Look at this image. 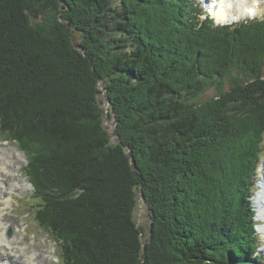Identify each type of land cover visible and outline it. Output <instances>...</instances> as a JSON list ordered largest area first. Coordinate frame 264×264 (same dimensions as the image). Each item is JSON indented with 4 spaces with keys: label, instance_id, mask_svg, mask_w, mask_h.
Instances as JSON below:
<instances>
[{
    "label": "trees",
    "instance_id": "1",
    "mask_svg": "<svg viewBox=\"0 0 264 264\" xmlns=\"http://www.w3.org/2000/svg\"><path fill=\"white\" fill-rule=\"evenodd\" d=\"M60 1L66 10L63 25L39 29L32 26L38 16L33 12L29 19L25 14L38 0H0V127L28 156L26 174L42 200L34 216L40 228L61 244L62 264H139L140 253L144 264H261L262 256L255 255L258 237L252 213L246 206V186L260 158L259 143L252 145L249 131L241 129L240 151L233 154L237 174L229 180L228 158L221 163L224 154L218 150L221 142L228 143L221 135L228 134V121L221 111L210 116L208 110L238 104L251 115L261 114L258 126L264 127V101L260 106L242 102L243 97L264 93V53L258 58L241 53L264 42V34L259 35L263 21L218 28L201 18L193 0ZM46 33L50 36L43 40ZM56 37L61 49L53 42ZM252 37H257L255 44L248 43ZM43 43L57 50L49 58L55 77L41 66L37 50ZM231 46L234 53L229 56ZM218 61L223 62L215 67ZM234 71L262 76L253 80L248 76L226 88L224 80ZM59 81H65L63 90ZM214 82L220 92L208 101L186 95L192 87L197 90ZM100 83L105 84L117 119L116 135L123 137L122 130L131 134L123 138L125 143L119 139L112 143L99 134L100 124L90 128L84 124L100 120L92 116L99 109L88 105L91 98L85 111L80 108L81 85L94 92L95 101ZM72 102L76 109L70 107ZM202 108L205 116L199 113ZM22 123L28 125L27 131L21 130ZM201 126L208 127L205 135L200 134ZM263 127L257 132L259 141ZM118 143L123 148L115 149ZM208 151L218 158L214 164L208 161L214 180L200 167ZM34 160L38 162L30 168ZM129 163L137 178L130 188L133 198L128 204L124 200L122 207L120 192L128 184L120 178L128 173ZM199 174L209 185H196ZM66 179L70 189L60 186ZM228 182V198L243 209V225L234 222L233 241L226 240L232 216L222 225L225 216L219 203ZM136 185L150 213L146 212L150 242L145 247L133 220ZM240 188L244 203L236 195ZM80 211L83 216H78Z\"/></svg>",
    "mask_w": 264,
    "mask_h": 264
},
{
    "label": "rangeland",
    "instance_id": "2",
    "mask_svg": "<svg viewBox=\"0 0 264 264\" xmlns=\"http://www.w3.org/2000/svg\"><path fill=\"white\" fill-rule=\"evenodd\" d=\"M193 1L196 3L195 6H199L200 9H204L206 15L208 16L209 12H206V9H209V8H207V4L203 2L205 0H193ZM200 1L202 3H200ZM221 1L222 0H220V3H221ZM257 1H259V0H257ZM262 1H264V0H262ZM259 6L260 7L258 9L255 8L256 6H254V4L250 7L251 9H255V11L257 12V13H255V18H249V17L244 18L245 21H248L247 19H250V20L256 19V20L252 21L251 25L255 21H260V22L264 21V4H263V2L261 4H259ZM65 11L66 10L63 9L62 2L60 0H38V4L30 5L29 6V12L25 11V14L27 13L29 19L33 18V14H32L33 12H34V14H36L35 15L36 17L38 16L37 20H36V18H34V20L32 19V23H33L32 26L34 28L53 29V28H59L60 26L63 25V23L61 21H63L62 16H63V13ZM233 12L236 13V11H233ZM241 12H242V10H241ZM240 13H238L235 16L229 15V13H227V15H229L228 17L233 18V21H238ZM204 17H202V18L204 19ZM244 20H242V21H244ZM255 23H257V22H255ZM244 24H245V22L240 23L238 26L241 27ZM256 26L260 29L259 25H256ZM260 30H262V29H260ZM258 32H259V30L257 32H254V33H258ZM262 34H264V32L259 33V35H262ZM259 35H256V36H259ZM49 36H50V34L46 33V35L41 36V38L44 40V38H46V37L48 38ZM56 38H58L57 41H53L52 39H51V41L56 42L59 49H61L62 44L60 43V39H59V37H56ZM74 41L77 43L76 39ZM252 41L255 44L258 41L257 37L250 38L248 40V43H250ZM258 42H259L258 47H256L255 50L245 49V50H242L241 53L242 54L247 53L250 55H258L257 56V58H258L261 54L264 53V42H260V41H258ZM50 44H51V42H50ZM73 47H74V45H73ZM38 48H40V50H37V51L40 52L42 55V61L40 60L41 64H42L41 66H44L46 68V70L47 69L49 70V72H50L49 77L54 76L53 75L54 69L52 67V63L50 62L49 58H50V55L54 54V52L57 50H49V48L47 46L45 47V43H43ZM227 49H228L229 56H231V53H234V51L232 52L231 50H234V48L231 46V48L229 47ZM79 52L83 56L85 54H87L86 52H82V51H79ZM60 54H62V53L60 52ZM52 56H54V55H52ZM84 57H86V56H84ZM245 60L248 61L249 56H247V58H245ZM221 62H223V61L216 62L215 67L220 66ZM255 72H258V71L255 70ZM262 75H264V70L262 71ZM262 75H257V74L251 75L249 73H242L239 71H234L232 74L228 75L227 78L224 80L225 87L229 88V86H231V84L238 83V82L242 81V79L243 80L246 79L248 76H250L249 77L250 80H253V79L261 78ZM87 78H90V77H87ZM185 79H186V77H185ZM46 81H47V79H46ZM58 83H59V86H58L59 90H63L62 87L65 84V81L64 82L59 81ZM83 86H85V84L81 85L82 89H81L80 95L77 97V98H79L78 100H80V102L82 103L81 104L82 106H80V108L82 109V111H85L87 108L86 103H87L88 99L91 98L90 101H88V105L92 104V107L94 105V106H96L94 108L99 109L98 111L93 112L92 116L96 117V118H98V120H100L99 123H97V121L91 122L88 120V121H84V124L87 125V127H89V128L92 126H95L97 124H100L99 129L101 132H98L99 134L107 137L108 140H110V142H112V143L115 142V139H119L120 143H123V142L125 143V140L123 138H126L127 136L131 137V134L128 133V131L126 134H124L123 130L121 129L122 133H123L122 136L123 135L124 136L121 137L119 135L118 136L116 135V131L118 130L117 119H115L113 114H112V108H111L110 103H109V97L105 91V84L100 83L99 87H97L98 95H97L96 99L94 98L95 101L94 100L91 101L93 96H94V92H92L90 90V88L88 89L86 86L85 87H83ZM200 88L195 90L192 87L186 93V95H188L189 98H193L194 100H196V99H198V97H200L198 100L202 99L203 101H208L211 98L215 97V95H217L218 92H220V86L215 85V82L212 83L208 87L204 86L203 88H201V90H200ZM64 95H65V100H67L66 94H64ZM257 97H260V98H257ZM241 100H242V98H241ZM262 101H264V93H258L255 95H250L249 97L248 96L243 97L242 102L247 103L246 106H248L249 104H253L256 106V105H259ZM72 105L73 106H70V107H74L72 109H76L74 102H72ZM221 107H222L221 109H218L216 107H212L215 109L208 110V115L212 116V114H214L215 112L217 113V112L221 111L222 112L220 114V115H222L221 117L224 118L225 122L228 121L227 126H226L228 134H221V135H224L225 138H228L227 139L228 143H226V142L220 143L218 141H216V142H217V144L220 143V145L218 146V148H219L218 150H220L224 154L223 159L221 160V163H224V160L228 158L227 163H226V165H227L226 171L229 174V180L231 179V181H232L233 178L235 177V175L237 174L238 165L236 162L237 161L236 156L235 155L233 156V154L236 153V151L238 149H240L241 143H239V142L241 139L239 137L242 134L241 129L246 130V132L249 131L248 137L250 136V140H252V141L254 140V143H252V145H256L257 143H259L258 149H257V154L259 156V155H264V135L260 138V141H259L257 132L263 126H261V127H260V125L258 126V123L261 121V119H260L261 114H257L256 111L253 112L251 115V113H248V110L244 109L241 105L238 106V104H233V103H228V104L224 103L221 105ZM66 108H68V107L66 106ZM216 110H218V111H216ZM86 112H88V111H86ZM199 113H201L205 116L207 114V110L205 108H202L199 110ZM214 115H216V114H214ZM214 115H213V117H214ZM206 118H210V117H206ZM221 121H223V120H221ZM221 121H220V123L222 124L223 122H221ZM220 123H219V125H220ZM22 125L24 128L21 130L27 131L28 125L26 123H22ZM206 128H208V127L206 126ZM206 128H205V126H201L200 130L202 131V133H200V134L205 135L206 133H204V129H206ZM86 130H89V129L87 128V129H85V131ZM119 133H120V131H119ZM21 134H24V133H21ZM9 138H12V135L4 132L0 128V150H8L12 155V158L10 159V168L13 170V173L8 177V180L10 179L11 181L10 180L9 181L12 183L17 181L23 185H24V182H26L28 187L23 188V189H21V187L16 188L18 190L13 192L12 200L10 198H8L7 199L8 201L7 200L2 201V205L0 206V210H1V207L3 205L4 206L8 205V207L4 211V213L7 216V219L9 220L10 224L12 225V228H10L3 235V238H1V239L2 240L4 239L3 241H5V240H8L10 242H12V240L14 241L15 245H13V247H16V251H18V252H17V254H13L12 255L13 257H17L19 254H21L19 252H21V250L24 249L25 246H28L29 248L32 247L33 250L39 251V254L42 256V258L44 260L43 264H61V256H62V252H63L61 244L57 243L58 244L57 245L54 242L55 237L51 234L50 235L47 234L45 231H43L40 228V226L36 222V219L34 216L35 211L38 210V207L40 205V201H42V200H41V196L39 195L36 188L31 183H29V178L27 177V174H26V170H27V168H29L28 156L24 152H21L20 146L16 143L12 142ZM7 139H9V141H7ZM45 139H48V138H45ZM47 141L48 140H46V142L44 144H48ZM120 143H118V145H116V144L113 145V146H116L114 148L115 149L118 148V150L123 148V147H121ZM238 151H240V150H238ZM208 152L210 153L211 151H208ZM124 153H126V154H125V156L122 154V158L127 163V160L124 157L128 158L129 152L124 151ZM215 155L216 154H214L213 152L210 153L207 158L206 157H205V159L203 158L202 164H200V167L203 170V173H205L209 178H212V180H214V176L213 177L211 176V172H210L211 166L208 165V161H209V163L211 162V164L216 163L218 158L213 159V157ZM194 156H195V158L198 157V155H194ZM36 162H38V161H35V160L32 161L30 164V168H32L33 166H36L35 165ZM40 163H43V162L41 161ZM261 163H262V165H264V159H263V162H260L258 160L257 167H259ZM115 165H117V164H115ZM129 165H130V163H129ZM262 165H261L260 169H258V172H257V175H258L257 181L258 182L261 180V176H262L261 171H263V169H264V166H262ZM130 167H131V169H130ZM130 167H127L128 173H125V175L120 178L122 180L123 185L125 183L128 184L127 187L125 185L122 186V189L120 192V194H121L120 196L123 197L122 207H125V203L128 204V201L131 198H133V197H131V198L129 197L130 188H131V184L136 183L135 180H136L137 176L135 175V170H134V168H132V165H130ZM44 168L46 169V167H44ZM255 168H256V163H255L254 169ZM91 169H92V173H93L95 168H91ZM212 169L216 170V167H213ZM218 170L220 173L221 170L219 167H218ZM46 171H48V170H46ZM116 172H117V169H116ZM58 174H59L58 178H60V176L63 177V173L61 171H58ZM202 180H204V177H202V175L199 174L197 179H195L196 185L199 186V184L203 185L204 183H206V185H209V182H202ZM60 182H61L60 186L63 184L64 187L68 188L67 179H66V183L64 182V180H63V182H62V180H60ZM229 184H230V182H228V185L224 190V194L222 192V194L219 198V203L221 206L222 214L225 216L223 218L222 225L223 224L225 225V223L229 222L230 217L232 216L231 225L233 224V226H231L229 224L230 232H228L227 235H230V237L226 238V240L227 241L228 240L233 241V239L236 237V232L234 231V226H235L234 222L238 223L240 226L243 225V219L241 217V215L243 214V209L233 206L231 199L228 198L227 193L230 191ZM238 186L240 187L241 184H238ZM88 187H90V186H88ZM68 189H70V188H68ZM134 189H135V187H134ZM256 190H258L257 187H256ZM138 191H140V187H138L136 185V190H135L136 193H133L134 199H135V205H136L135 212L133 213V220L136 224V227L140 231L139 237L141 238V240L143 242V246L145 247V245L148 244V242H150V235H149L150 234V222L148 221L149 220L148 218H150V217L146 214V212L149 215H150V213L148 211L149 208H148L147 204L144 202V199H145L144 194H142V197H141L140 193ZM141 191H142L141 193H143V190H141ZM240 191H241V188L238 190V192H236V195L238 196V194H239V198H240L239 201L244 203L245 200H244V196L242 195L244 193H241ZM199 193L203 194V191L201 190ZM67 194H68V192H67ZM133 194H132V196H133ZM124 200H125V203L123 204ZM127 204H126V206H127ZM130 205H131V203H130ZM217 207H218V203H216V208ZM79 215L83 216L82 211H80L78 213V216ZM260 215H264V209L259 211V217H260ZM0 216H1V214H0ZM220 220H222V218H220ZM117 221H119V220H117ZM260 223L263 224L262 222H260ZM9 231H12L11 236L8 235ZM261 231H262L261 233L264 234V230L261 229ZM261 233L258 236L260 239L258 242L259 245L256 246V248H260L261 246H263L262 249L260 248V250L257 251V253L262 254L264 257V236ZM19 256H21V255H19ZM133 258H135V257H133ZM141 258H142V260H141ZM136 259H137V256H136ZM138 259H139V264H144L143 253H140V256ZM132 263H133V261H132ZM263 263H264V261H263Z\"/></svg>",
    "mask_w": 264,
    "mask_h": 264
},
{
    "label": "bare ground",
    "instance_id": "3",
    "mask_svg": "<svg viewBox=\"0 0 264 264\" xmlns=\"http://www.w3.org/2000/svg\"><path fill=\"white\" fill-rule=\"evenodd\" d=\"M249 3L254 4V6H257L261 4L264 1L262 0H242ZM216 6V7H215ZM219 6V10L216 11V8ZM209 8V12L211 13V16L215 19L216 24H233L240 20H243L244 18L253 17L255 16V9H251L249 7L245 9H239L238 13L239 19L238 21H233V18L226 16L222 9L220 8V0H214V2L207 6ZM256 8V7H255ZM238 13L233 12V16L237 15ZM249 23V22H248ZM246 24V23H245ZM12 158L11 153L8 150H0V206L2 205L3 200H7L10 198L12 200V194L13 192L17 191L18 187L27 188L28 185L26 182L23 184H20V182L15 181L14 183L10 182L8 180V177L13 173V170L10 168V159ZM12 161V160H11ZM263 184V183H262ZM262 186V185H261ZM16 189V190H15ZM263 197L260 198V195L258 198L255 199V207L257 208V218L260 221H264V215H260L259 217V211L264 209V192L262 193ZM8 201V200H7ZM10 204V203H9ZM8 205H3L0 210V264H43L44 260L42 256L39 254V251L33 250L32 247L29 248L28 246H25L24 249L21 250V256L13 257V254H17L18 251H16V247H13L14 241L12 242L5 240L3 241L1 238H3V235L12 228V225L10 224L9 220L7 219V216L5 215L4 211L7 209ZM2 211V212H1ZM262 218V219H261ZM264 230V226L262 227ZM36 244V243H35ZM35 247V246H34ZM41 250V249H40ZM44 253V252H43ZM46 256V255H45Z\"/></svg>",
    "mask_w": 264,
    "mask_h": 264
}]
</instances>
